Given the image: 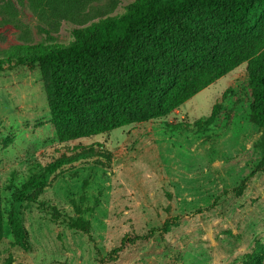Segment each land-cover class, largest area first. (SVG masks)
Masks as SVG:
<instances>
[{"label": "rangeland", "instance_id": "rangeland-1", "mask_svg": "<svg viewBox=\"0 0 264 264\" xmlns=\"http://www.w3.org/2000/svg\"><path fill=\"white\" fill-rule=\"evenodd\" d=\"M73 1L0 0V56L42 40L43 27L66 40L69 27L120 14L132 0ZM246 66L163 117L60 142L48 77L4 63L0 264H258L259 255L264 264V173L250 174L264 132L248 118ZM214 104L216 122L197 126ZM62 158L70 160L18 205L27 243L13 245L16 185Z\"/></svg>", "mask_w": 264, "mask_h": 264}, {"label": "trees", "instance_id": "trees-1", "mask_svg": "<svg viewBox=\"0 0 264 264\" xmlns=\"http://www.w3.org/2000/svg\"><path fill=\"white\" fill-rule=\"evenodd\" d=\"M41 30L42 40L0 56V71L4 63L37 66L48 77L60 142L163 117L244 62L248 118L264 132V0H132L120 14L69 27L66 40ZM218 112L214 104L195 124L216 122ZM68 160L16 185L8 212L13 245L27 243L18 205ZM255 172L264 173V144L250 174ZM168 226L166 221L165 231Z\"/></svg>", "mask_w": 264, "mask_h": 264}]
</instances>
